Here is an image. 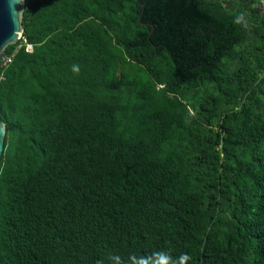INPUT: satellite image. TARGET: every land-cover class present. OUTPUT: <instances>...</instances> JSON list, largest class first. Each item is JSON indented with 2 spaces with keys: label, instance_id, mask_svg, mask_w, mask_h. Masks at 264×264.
Wrapping results in <instances>:
<instances>
[{
  "label": "trees",
  "instance_id": "1",
  "mask_svg": "<svg viewBox=\"0 0 264 264\" xmlns=\"http://www.w3.org/2000/svg\"><path fill=\"white\" fill-rule=\"evenodd\" d=\"M20 25L0 55V264H264L256 0H23Z\"/></svg>",
  "mask_w": 264,
  "mask_h": 264
},
{
  "label": "clouds",
  "instance_id": "2",
  "mask_svg": "<svg viewBox=\"0 0 264 264\" xmlns=\"http://www.w3.org/2000/svg\"><path fill=\"white\" fill-rule=\"evenodd\" d=\"M19 0H10V9L15 11V4ZM234 24L241 25L244 28L248 27V19L240 13L235 16L233 20ZM71 71L78 75L80 72V66L73 64ZM192 257L188 253H180L179 255L173 256L170 251L166 250H154L147 253H136L131 252L125 259L119 254L111 253L108 254L106 260H97L96 264H189Z\"/></svg>",
  "mask_w": 264,
  "mask_h": 264
},
{
  "label": "water",
  "instance_id": "3",
  "mask_svg": "<svg viewBox=\"0 0 264 264\" xmlns=\"http://www.w3.org/2000/svg\"><path fill=\"white\" fill-rule=\"evenodd\" d=\"M155 0H134V2L142 9V5L151 3ZM23 0H19L15 4V11L10 9V0H0V55L8 45H13L19 39L21 34V11ZM5 128L0 121V156L3 150V139Z\"/></svg>",
  "mask_w": 264,
  "mask_h": 264
},
{
  "label": "built area",
  "instance_id": "4",
  "mask_svg": "<svg viewBox=\"0 0 264 264\" xmlns=\"http://www.w3.org/2000/svg\"><path fill=\"white\" fill-rule=\"evenodd\" d=\"M257 1V7H259L262 10V13L264 14V0H256ZM19 38H21V34L19 35ZM24 50L26 52H31V46L28 44H24ZM2 63H0V69L5 66L9 62V58L2 57L1 58ZM1 75V74H0Z\"/></svg>",
  "mask_w": 264,
  "mask_h": 264
},
{
  "label": "rangeland",
  "instance_id": "5",
  "mask_svg": "<svg viewBox=\"0 0 264 264\" xmlns=\"http://www.w3.org/2000/svg\"><path fill=\"white\" fill-rule=\"evenodd\" d=\"M19 39H21V38H19ZM19 39H18V40H19ZM0 63H2L1 58H0ZM113 69H114L115 72H116L117 70H119L118 66L114 67Z\"/></svg>",
  "mask_w": 264,
  "mask_h": 264
}]
</instances>
